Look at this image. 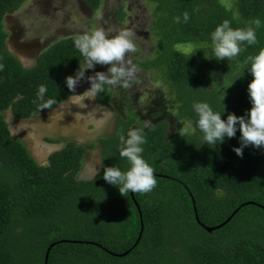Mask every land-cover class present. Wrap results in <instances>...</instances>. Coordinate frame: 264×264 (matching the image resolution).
Listing matches in <instances>:
<instances>
[{"label": "trees", "instance_id": "obj_1", "mask_svg": "<svg viewBox=\"0 0 264 264\" xmlns=\"http://www.w3.org/2000/svg\"><path fill=\"white\" fill-rule=\"evenodd\" d=\"M27 1L0 0V264H44L51 246L47 264H264V148L249 145L237 156L232 149L240 146L238 130L222 144L208 146L199 130L171 135L167 120L146 128L137 117L119 119L114 135L100 140L101 166L90 181L77 176L94 144L66 143L42 167L11 136L7 111L21 121L53 111L77 95L64 79L84 66L73 46L76 37H70L43 51L32 68H23L7 48L4 19ZM143 1L155 7L151 30L158 47L155 58L141 66L154 68L168 86L177 121L195 122L194 101H206L218 112L223 103L222 119L228 112L244 114L251 107L247 84L252 79L245 60L264 47V0H237L234 8L224 0ZM82 2L93 12L101 6V0ZM185 11L188 21L174 23L172 18ZM253 18L261 20L257 43L242 45L230 60L233 71L217 87L216 66L206 59L209 33L223 19L235 28ZM187 46L192 52H181ZM40 84L46 86L44 100L56 101L50 108L39 107ZM103 87L106 97L98 92L97 103L111 108L113 90ZM135 124L144 127L142 156L157 184L149 193L122 196L103 179V167L127 169L119 155L120 136ZM233 214L219 230L202 228L218 227Z\"/></svg>", "mask_w": 264, "mask_h": 264}, {"label": "rangeland", "instance_id": "obj_2", "mask_svg": "<svg viewBox=\"0 0 264 264\" xmlns=\"http://www.w3.org/2000/svg\"><path fill=\"white\" fill-rule=\"evenodd\" d=\"M236 1L224 0V4L227 8H234ZM154 8L143 0H101L100 8L93 12L82 0H28L20 10L5 16L8 50L25 69L32 68L43 51L63 39L78 37L95 29L103 30L107 36L121 30L132 33L134 49L125 54V61L134 68V72L127 87L111 86V108L98 104L97 94L94 99L83 95L90 87L89 75L97 71L107 72V64H95L93 68L84 70V80L75 86L77 95L53 111L25 121L15 119L10 111L5 113L11 136L25 144L39 166H47L48 157L62 150L66 143L82 147L94 144L77 176L79 181H90L94 179L99 168L97 164L100 165L102 160L100 140L114 135L119 119L137 117L146 128L167 120L171 135L180 131L182 124L177 121L174 107L170 104L172 95L168 86L160 80L154 68L145 71L141 66L155 58L158 47L151 30L155 20ZM192 49L188 46L180 48L185 54ZM211 60L216 66L212 81L221 87L224 76L231 74L234 66L226 58ZM103 91L104 87L100 95L105 99ZM134 127L142 128L138 124Z\"/></svg>", "mask_w": 264, "mask_h": 264}, {"label": "clouds", "instance_id": "obj_3", "mask_svg": "<svg viewBox=\"0 0 264 264\" xmlns=\"http://www.w3.org/2000/svg\"><path fill=\"white\" fill-rule=\"evenodd\" d=\"M188 19L189 14L186 11L181 16L172 18L174 23H184ZM260 25L261 20L253 18L245 26L234 28L229 19H223L209 33V54L206 59L214 58L220 61L226 58L230 61L237 57L243 50L242 45L251 46L257 43L256 29ZM131 36L132 33L127 30L107 36L103 30L95 29L76 37L73 46L84 57V66L79 65L74 75L65 77L64 83L67 88L74 90L76 84L85 78L84 70L93 68L95 64H107V72L97 71L87 77L90 87L84 91L85 97L94 99L104 85L127 87V82L134 72V68L128 66L125 61V54L134 49ZM245 63L249 64L247 70L252 76L247 84L251 107L242 115L228 112L222 119L221 116L225 112L222 103L224 91L221 98L222 112L215 111L206 101H194L191 109L195 114V122L193 123L191 119L181 122L179 134L182 137L191 136L199 130L203 144L218 146L226 138L236 136L238 130L240 146L232 149L237 156H242L243 148L249 145L254 148H264V47L255 55L247 57ZM2 68L3 65H0V70ZM45 92L44 84L37 86L36 98L43 101L39 105L41 109L50 108L56 103L52 98L44 100ZM17 96L19 98V94ZM79 100L78 95L77 102ZM143 133V128L134 127L129 129L126 135L120 136L119 155L128 162L129 166L126 170L115 166L103 167V179L106 183L115 186L122 196L129 192L149 193L156 187L154 169L142 156V145L145 143Z\"/></svg>", "mask_w": 264, "mask_h": 264}, {"label": "water", "instance_id": "obj_4", "mask_svg": "<svg viewBox=\"0 0 264 264\" xmlns=\"http://www.w3.org/2000/svg\"><path fill=\"white\" fill-rule=\"evenodd\" d=\"M130 194H131V196H132L133 193L130 192ZM235 213H236V212H235ZM235 213H234V214H235ZM234 214H233L232 216H230L224 224H222V225H220V226H218V227H215V228H207V227H203V226H202V228H203L206 232H208V233H212L213 231L219 230L220 228H222L223 226H225V225H226V224L232 219V217L234 216ZM196 219H197V218H196ZM139 239H140V236H139ZM52 247H53V246H51V247L46 251L44 264H47V262H48L49 252H50V249H51Z\"/></svg>", "mask_w": 264, "mask_h": 264}, {"label": "crops", "instance_id": "obj_5", "mask_svg": "<svg viewBox=\"0 0 264 264\" xmlns=\"http://www.w3.org/2000/svg\"><path fill=\"white\" fill-rule=\"evenodd\" d=\"M7 48H8V46H7ZM101 152H102V147H101ZM101 161H102V160H101ZM101 161H100V165H99V163L97 164V166H99L98 171H99L100 166H101ZM97 166H96V167H97ZM83 167H84V166H83ZM93 169H95V168L93 167ZM93 171H94V170H93ZM98 171L96 172V175H97ZM96 175H95V176H96Z\"/></svg>", "mask_w": 264, "mask_h": 264}, {"label": "flooded vegetation", "instance_id": "obj_6", "mask_svg": "<svg viewBox=\"0 0 264 264\" xmlns=\"http://www.w3.org/2000/svg\"><path fill=\"white\" fill-rule=\"evenodd\" d=\"M97 101V100H96ZM89 151V150H88ZM88 151H87V153H86V155H85V158H84V161L87 159V157H88Z\"/></svg>", "mask_w": 264, "mask_h": 264}]
</instances>
